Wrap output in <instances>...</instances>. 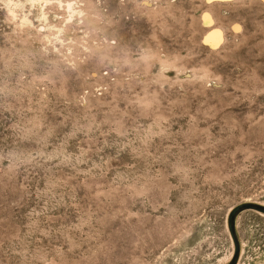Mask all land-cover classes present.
Returning a JSON list of instances; mask_svg holds the SVG:
<instances>
[{
  "label": "rangeland",
  "instance_id": "1",
  "mask_svg": "<svg viewBox=\"0 0 264 264\" xmlns=\"http://www.w3.org/2000/svg\"><path fill=\"white\" fill-rule=\"evenodd\" d=\"M0 264H264V0H0Z\"/></svg>",
  "mask_w": 264,
  "mask_h": 264
},
{
  "label": "bare ground",
  "instance_id": "2",
  "mask_svg": "<svg viewBox=\"0 0 264 264\" xmlns=\"http://www.w3.org/2000/svg\"><path fill=\"white\" fill-rule=\"evenodd\" d=\"M206 21V20H205ZM220 38L219 32L216 30L212 33H210L207 37L206 40L210 43H216L218 39Z\"/></svg>",
  "mask_w": 264,
  "mask_h": 264
}]
</instances>
